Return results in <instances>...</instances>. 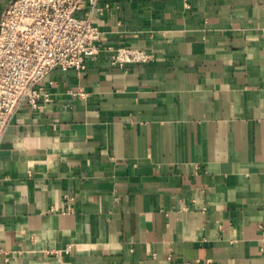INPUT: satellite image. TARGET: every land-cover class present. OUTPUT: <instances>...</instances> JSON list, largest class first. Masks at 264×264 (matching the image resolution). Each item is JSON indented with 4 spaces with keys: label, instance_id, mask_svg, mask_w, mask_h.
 Segmentation results:
<instances>
[{
    "label": "crops",
    "instance_id": "1",
    "mask_svg": "<svg viewBox=\"0 0 264 264\" xmlns=\"http://www.w3.org/2000/svg\"><path fill=\"white\" fill-rule=\"evenodd\" d=\"M105 4L0 140V264H264V0Z\"/></svg>",
    "mask_w": 264,
    "mask_h": 264
},
{
    "label": "built area",
    "instance_id": "2",
    "mask_svg": "<svg viewBox=\"0 0 264 264\" xmlns=\"http://www.w3.org/2000/svg\"><path fill=\"white\" fill-rule=\"evenodd\" d=\"M105 9L96 0L7 1L0 11V140L21 105L38 109L51 101L45 81L52 71L80 73L97 57L100 31L92 11ZM148 57L119 46L110 63L123 66Z\"/></svg>",
    "mask_w": 264,
    "mask_h": 264
}]
</instances>
